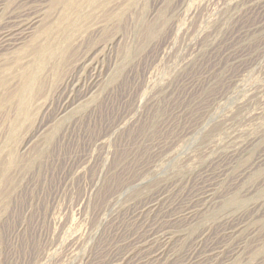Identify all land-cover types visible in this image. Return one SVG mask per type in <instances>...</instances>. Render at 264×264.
Here are the masks:
<instances>
[{"label": "rangeland", "instance_id": "obj_1", "mask_svg": "<svg viewBox=\"0 0 264 264\" xmlns=\"http://www.w3.org/2000/svg\"><path fill=\"white\" fill-rule=\"evenodd\" d=\"M0 264H264V0H0Z\"/></svg>", "mask_w": 264, "mask_h": 264}, {"label": "bare ground", "instance_id": "obj_2", "mask_svg": "<svg viewBox=\"0 0 264 264\" xmlns=\"http://www.w3.org/2000/svg\"><path fill=\"white\" fill-rule=\"evenodd\" d=\"M17 19H20V18H17ZM11 21V20H10ZM9 21V22H10ZM26 23V22H25ZM48 25V24H47ZM15 29V28H14ZM12 34L10 33H6L2 36V38L4 39L3 42H6L8 44H11V42H9L12 38L11 36ZM2 47V46H1ZM39 48V47H38ZM13 60V59H12ZM39 71V70H38ZM24 80H25V85H31L32 84V81H33V76H31V74H25L24 76ZM68 98V97H67Z\"/></svg>", "mask_w": 264, "mask_h": 264}]
</instances>
